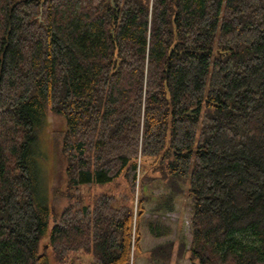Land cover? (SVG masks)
Segmentation results:
<instances>
[{"label":"trees","instance_id":"1","mask_svg":"<svg viewBox=\"0 0 264 264\" xmlns=\"http://www.w3.org/2000/svg\"><path fill=\"white\" fill-rule=\"evenodd\" d=\"M49 110L66 189L121 176L140 204L153 168L167 211L191 195L192 261L264 264V0H0V264H133L139 216L105 193L48 229L32 148Z\"/></svg>","mask_w":264,"mask_h":264},{"label":"rangeland","instance_id":"2","mask_svg":"<svg viewBox=\"0 0 264 264\" xmlns=\"http://www.w3.org/2000/svg\"><path fill=\"white\" fill-rule=\"evenodd\" d=\"M42 127L39 130V142L34 141L32 148V166L36 176V195L40 203L47 204L52 213L49 217L48 229L53 223V216L58 218L65 210L73 208L79 210L83 206H91L95 198L101 193L112 197V206L119 208L131 204L134 215L138 217L137 231L139 233L138 250L134 251L133 264H147L148 251L158 244L168 241L174 242L170 264H198L189 258L188 249L191 243L190 218L192 215V198L184 186L181 194L171 199L172 210L167 211L168 203L165 197L168 189L162 182L156 181L160 172L153 168H146L148 176H154L155 182H148L144 186L145 199L139 204V193L135 189L132 199L128 195V186L120 176L113 182L105 184L92 183L81 185L78 190L66 189L65 164L60 151L62 131L65 129V120L62 116L47 112ZM147 158V161H151ZM159 161V160H157ZM66 190V191H65ZM161 206V207H157ZM78 208V209H77ZM136 221V220H135ZM160 231V235L151 229ZM135 225L133 233H135ZM179 242L183 244V254L177 256ZM48 237L41 240L42 245L48 246ZM50 264H58L52 257L49 248L46 249ZM92 254L78 249L72 251L66 258L65 264H91Z\"/></svg>","mask_w":264,"mask_h":264},{"label":"water","instance_id":"3","mask_svg":"<svg viewBox=\"0 0 264 264\" xmlns=\"http://www.w3.org/2000/svg\"><path fill=\"white\" fill-rule=\"evenodd\" d=\"M188 113H190V111Z\"/></svg>","mask_w":264,"mask_h":264}]
</instances>
